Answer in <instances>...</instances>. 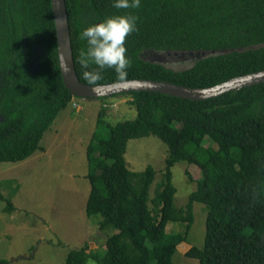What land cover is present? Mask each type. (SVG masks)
<instances>
[{"label": "trees", "instance_id": "1", "mask_svg": "<svg viewBox=\"0 0 264 264\" xmlns=\"http://www.w3.org/2000/svg\"><path fill=\"white\" fill-rule=\"evenodd\" d=\"M50 4L0 0V163L43 151L44 133L80 98L62 81ZM64 4L74 66L84 84L117 79L110 68L95 84L83 78L81 29L128 13L137 17V27L125 39L130 61L125 80L204 88L264 70V0H141L136 9H116L112 0ZM166 52L214 53L178 71L146 59L147 53ZM118 96L129 97L135 117L110 124L102 105L86 147L85 215L104 233L105 248L89 251L86 242L69 250L64 264H172L177 245L188 239L194 202L206 208L205 236L202 247L191 246L187 257L198 264H264V83L201 101L143 91L110 97ZM150 135L166 149L152 197L155 170L132 171L124 158L130 139ZM179 162L196 166L200 176L193 180L186 172L196 187L184 207L176 208L171 169ZM13 183L0 181V187ZM17 190L18 184L8 196L0 190L5 213L14 211ZM168 223L183 229L167 232Z\"/></svg>", "mask_w": 264, "mask_h": 264}, {"label": "rangeland", "instance_id": "2", "mask_svg": "<svg viewBox=\"0 0 264 264\" xmlns=\"http://www.w3.org/2000/svg\"><path fill=\"white\" fill-rule=\"evenodd\" d=\"M146 59H162L161 63L172 70L187 69L194 62L189 56L163 53ZM128 100L126 96L75 99L76 106L69 103L44 133L40 141L43 151H37L21 162L0 163V181L15 180L13 184L1 185L2 194L8 196L11 188L18 184L11 199L13 212L5 213V204L0 200V259H5L8 264H64L68 251L86 242L89 251L105 248L104 233L85 215L90 190L85 178L86 147L102 105L106 107L105 116L110 124L135 117L136 112ZM124 158L132 171H142L146 166L155 170V179L150 186L152 197L160 171L165 166L164 144L151 135L130 139ZM171 172L176 188L174 206L181 208L196 187L195 182L187 180L186 172L196 180L200 176L199 169L179 162ZM192 211L194 219L188 239L177 245L172 264H198L185 253L191 246L202 247L207 212L205 206L197 202L193 203ZM182 229L178 223L166 226L167 232Z\"/></svg>", "mask_w": 264, "mask_h": 264}, {"label": "water", "instance_id": "3", "mask_svg": "<svg viewBox=\"0 0 264 264\" xmlns=\"http://www.w3.org/2000/svg\"><path fill=\"white\" fill-rule=\"evenodd\" d=\"M50 7L53 13V21L55 26V36L57 42V58L59 71L62 77L65 88L69 94L74 97L97 99L100 97H110L116 94H123L128 92H154L167 95L174 98L186 99L191 101L206 100L221 96L228 92L238 91L253 85L264 83V70L236 76L225 81H222L213 86L204 88H191L185 86H178L166 81H154L149 79H127L124 81H116L106 84L88 85L82 83L75 70L74 60L72 55L71 37L68 24V16L65 6V0H50ZM145 53V52H144ZM214 52L199 54H185V53H170L166 55L189 56L193 60L207 57ZM161 53H154L150 55L147 53L146 57L156 58ZM153 63L161 64L162 59L150 60ZM160 61V62H159ZM165 62H168L167 59ZM164 66V65H163ZM166 67V66H165ZM191 67V66H190ZM168 68V67H167ZM189 68V67H188ZM175 70V69H173ZM184 70V69H181ZM178 71V70H176ZM2 118L0 117V121Z\"/></svg>", "mask_w": 264, "mask_h": 264}, {"label": "clouds", "instance_id": "4", "mask_svg": "<svg viewBox=\"0 0 264 264\" xmlns=\"http://www.w3.org/2000/svg\"><path fill=\"white\" fill-rule=\"evenodd\" d=\"M140 5L141 0H112L116 9H136ZM136 27L137 17L128 13L107 16L81 29L80 39L85 41L86 48L79 53V64L89 84L102 79L106 68L115 72L117 81L126 79L130 61L126 56L125 39Z\"/></svg>", "mask_w": 264, "mask_h": 264}]
</instances>
